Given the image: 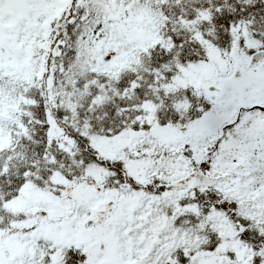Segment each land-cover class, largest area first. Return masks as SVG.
Segmentation results:
<instances>
[{
  "label": "snow or ice",
  "instance_id": "6c2138e0",
  "mask_svg": "<svg viewBox=\"0 0 264 264\" xmlns=\"http://www.w3.org/2000/svg\"><path fill=\"white\" fill-rule=\"evenodd\" d=\"M0 264H264V0H0Z\"/></svg>",
  "mask_w": 264,
  "mask_h": 264
}]
</instances>
